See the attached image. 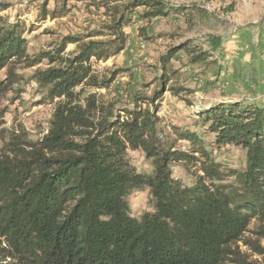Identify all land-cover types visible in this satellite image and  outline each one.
Returning a JSON list of instances; mask_svg holds the SVG:
<instances>
[{
	"label": "trees",
	"instance_id": "trees-1",
	"mask_svg": "<svg viewBox=\"0 0 264 264\" xmlns=\"http://www.w3.org/2000/svg\"><path fill=\"white\" fill-rule=\"evenodd\" d=\"M48 1L43 19L57 12L47 9ZM81 1L107 8L104 30L66 35L34 56L21 25L0 22V96L23 78L18 64L48 60L54 65L35 79L48 97L58 99L39 139L0 122V264H251L237 244L256 221V239L245 242L263 252L264 107L253 100L210 103L198 116L211 141L176 125L172 141L164 136L156 103L161 89L153 97H137L123 113L104 109L96 95L84 96L85 90L109 87L115 76L99 80L94 62L125 50V27L138 8H144L140 20H151L185 6L172 9L165 0ZM8 6L0 2V11ZM223 42L221 35H209L201 43L172 47L161 57V86L170 79L166 65L180 60L179 52L194 65L209 58L217 64L226 54ZM69 43L78 45L73 55L65 54ZM222 71L220 65L215 74ZM171 90L191 93L185 87ZM99 109L106 115L96 119ZM179 140L190 149H178ZM226 144L246 151L243 168L224 166L208 147ZM139 149L151 159L152 172H139L131 162L129 151ZM175 163L197 167L202 175L186 185L174 175ZM228 177L233 181L224 182ZM145 188L152 209L134 216L129 196Z\"/></svg>",
	"mask_w": 264,
	"mask_h": 264
},
{
	"label": "rangeland",
	"instance_id": "rangeland-1",
	"mask_svg": "<svg viewBox=\"0 0 264 264\" xmlns=\"http://www.w3.org/2000/svg\"><path fill=\"white\" fill-rule=\"evenodd\" d=\"M172 9L185 6L183 11L172 10L165 17L151 20H140L138 15L143 7L136 10L133 21L125 27L127 45L123 52L106 61L94 62V71L99 80L112 77L114 80L109 87L87 88L84 96L96 95L104 109L114 113H123V109L132 108L137 97H153L156 90L163 91L161 99L156 103L160 106L157 112L159 127L164 136L174 139L172 125L197 131L206 141L213 136L206 132V126L198 116V112L212 102L229 98H244L257 93L262 94L261 74L264 62V0H165ZM8 3L5 10L0 11V22L21 25L23 35L28 40V52L34 56L43 49L52 48L63 41L66 35H89L95 31L104 30L109 23L107 8H98L90 1L69 0L64 6V0H49L47 9H57L55 16L47 14L42 17L44 0H0ZM196 7L191 9L192 6ZM230 9V10H229ZM239 28H247L253 32V54L247 58L248 65L241 60L236 61V55L227 45L228 40ZM209 35H221L226 50L224 57L209 58L202 63L191 64L185 53L179 52L180 60L173 58L165 68L169 81L161 86V76L164 73L161 57L172 47L182 42L194 41L201 43ZM251 35V34H250ZM93 39H105L94 37ZM89 38H86L88 40ZM204 47H206L204 45ZM78 49L75 43L67 45L65 54L73 55ZM235 60V61H234ZM48 60H43L33 66L18 64L17 73L23 78L14 83L11 88L0 97L1 127L25 133L30 139L36 140L47 133L58 99L47 96L45 88L36 79V73L45 71L50 66ZM222 73L216 75L219 66ZM252 65L253 68L251 67ZM252 69H255L256 72ZM117 72L116 74H114ZM185 87L191 91L175 94L171 88ZM258 97V95H256ZM140 104L145 107L142 100ZM82 104L86 106L85 100ZM106 111L99 109L96 119H101ZM214 158L226 167L243 168L245 166L246 151L233 144L223 146L208 145ZM178 149L189 150L187 141L179 140ZM129 157L137 171L150 173L153 171L151 159H148L141 149L130 150ZM173 173L186 185H191L196 175H202L197 167L184 168L175 163ZM233 181L226 178L224 182ZM147 189V188H145ZM134 190L129 196V202L136 200ZM149 190V189H147ZM150 192L144 207H138L131 212L139 216L151 210ZM257 222L254 221L243 239L238 242L241 253L251 264H264V240L260 241L263 252L259 253L246 241L255 240ZM228 264V263H226Z\"/></svg>",
	"mask_w": 264,
	"mask_h": 264
},
{
	"label": "crops",
	"instance_id": "crops-1",
	"mask_svg": "<svg viewBox=\"0 0 264 264\" xmlns=\"http://www.w3.org/2000/svg\"><path fill=\"white\" fill-rule=\"evenodd\" d=\"M264 30V27H263ZM264 33V31H263ZM251 34V35H250ZM234 36H232L228 42L227 45L231 47V51L234 52L235 54H237L236 56V61L241 60L243 62V65H238V67L240 68H244V65H248L249 62L247 61L248 56L250 57L251 54H253L251 51H253L252 47L254 46L252 44V37H253V32L249 31L247 28H239L238 31L236 33L233 34ZM262 58H264V55H262ZM234 60V61H235ZM261 64L263 65V69L259 70L257 69V73L261 74V85H262V90L263 93H257L256 95H258V97L256 95L253 96H247L244 98H229V99H237V100H253L255 102H257L258 104L262 105L264 107V62H261ZM254 65H252L251 67L253 68ZM256 72L255 69H252Z\"/></svg>",
	"mask_w": 264,
	"mask_h": 264
},
{
	"label": "clouds",
	"instance_id": "clouds-1",
	"mask_svg": "<svg viewBox=\"0 0 264 264\" xmlns=\"http://www.w3.org/2000/svg\"><path fill=\"white\" fill-rule=\"evenodd\" d=\"M148 196H149V190L147 189L137 191L136 200L135 201L130 200V207L133 210L137 209L138 207H144L146 204V200L148 199Z\"/></svg>",
	"mask_w": 264,
	"mask_h": 264
}]
</instances>
